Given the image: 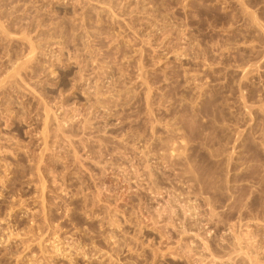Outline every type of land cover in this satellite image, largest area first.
I'll return each instance as SVG.
<instances>
[{"label": "rangeland", "instance_id": "obj_1", "mask_svg": "<svg viewBox=\"0 0 264 264\" xmlns=\"http://www.w3.org/2000/svg\"><path fill=\"white\" fill-rule=\"evenodd\" d=\"M263 32L264 0H0V264H203L206 235L264 264Z\"/></svg>", "mask_w": 264, "mask_h": 264}, {"label": "bare ground", "instance_id": "obj_2", "mask_svg": "<svg viewBox=\"0 0 264 264\" xmlns=\"http://www.w3.org/2000/svg\"><path fill=\"white\" fill-rule=\"evenodd\" d=\"M244 4H245V3H244ZM247 6H248V5H247ZM249 13H250V12H249ZM249 13H248V15H249ZM251 13H253V11H252ZM246 15H247V14H246ZM246 15H244V16H246ZM250 15H252V14H250ZM253 15H254V14H253ZM255 15H257V14L255 13ZM250 17H251V16H250ZM257 17H258V16H257ZM257 17H256V18H257ZM248 18H249V17H248ZM251 18H252V17H251ZM251 18L249 19L250 21L252 20ZM254 18H255V17L253 16V19H254ZM253 21H254V20H253ZM255 21L257 22L256 19H255ZM259 21H260V20H259ZM256 22H255V23H256ZM246 23H247V22H246ZM250 23H251V22H250ZM257 23H259V22H257ZM257 23H256V24H257ZM257 25H259V24H257ZM260 26H261V25H260ZM263 33H264V32H263ZM263 39H264V37H263ZM31 52H32V51L30 50L29 53H31ZM28 61H29V60H28ZM28 61H27V62H28ZM25 62H26V61H25ZM27 62H26V63H27ZM248 62H249V61H248ZM14 71H15V70H14ZM18 71H19V70H18ZM16 72H17V70H16ZM64 74H65V73H64ZM97 91L99 92V90H97ZM162 94H163V93H162ZM185 95H186V94H185ZM161 96H163V95H161ZM161 96H160V97H161ZM186 98H187V97H186ZM190 98H191V97H190ZM192 98H193V97H192ZM193 99H194V98H193ZM191 101H193V100H191ZM194 102H195V101H194ZM196 107H197V105H196ZM196 107H195V108H196ZM192 110H193V109H192ZM193 111H195V109H194ZM196 111H197V110H196ZM46 113H47V112H46ZM46 115L48 116V113H47ZM47 116H46V118H47ZM159 118H160V117H159ZM159 118H158V119H159ZM161 118H162V117H161ZM158 119H157V120H158ZM163 119H164V118H163ZM163 119H159V120L161 121V120H163ZM177 119H178V118H177ZM159 120H158V123H160ZM170 120H171V117H170ZM45 121L48 122L47 119H46ZM173 121H174V120H173ZM173 121L170 122V123L173 124ZM46 122H45V123H46ZM161 122H162V121H161ZM168 122H169V121H168ZM168 122H167V123H168ZM167 123H166V124H167ZM161 124H162V123H161ZM47 125H48V124H47ZM164 125H165V124H164ZM168 125H169V124H168ZM168 125H167V126H168ZM170 125H171V124H170ZM44 127H45V126H44ZM45 128H46V127H45ZM180 128H181V127H180ZM161 129H162V127H161ZM175 129H176V128H175ZM175 129H174V130H175ZM154 130H155V126H154ZM169 130H170V129H169ZM182 130H183V129H182ZM159 131H160V129H159ZM159 131H158V132H159ZM173 132H174V131H173ZM175 132H176V131H175ZM156 133H157V132H156ZM176 133H178V132H176ZM183 134H184V133H183ZM178 135H179V134H178ZM182 136H183V135H182ZM175 137H176V136H175ZM177 137H179V136H177ZM161 138H162V137L160 136V139H161ZM226 138H227V137H226ZM226 138H225V140H226ZM169 139H170V138H169ZM181 139H182V138H181ZM181 139H180V141H183V140H181ZM220 139H221V138H220ZM222 139H224V138L222 137ZM227 139H228V138H227ZM172 140H173V139H172ZM141 141H142V139H141ZM160 141H161V140H160ZM184 141H185V140H184ZM228 141H229V140H228ZM169 142H170V141H169ZM171 142H173V141H171ZM185 142H186V141H185ZM220 142H221V141H220ZM220 142H219V143H220ZM223 142H225V141L223 140ZM177 143H179V142H177ZM147 144H148V143H147ZM175 144H176V142H175V140H174V146H175ZM220 144H221V143H220ZM223 144H224V143H223ZM145 145H146V144H145ZM145 145H144V146H145ZM164 145H165V143H164ZM169 145H170V144H169ZM179 145H180V144H179ZM182 145L186 146L187 143H186V144H182ZM224 146H225V149H226L227 144L224 145ZM140 147L142 148V144L140 145ZM147 147H148V146L146 145L145 148H147ZM145 148H142L141 150L144 151ZM183 148H184V149L181 148L182 150H180L179 152H184V153H186L185 151H183V150H185V147H183ZM232 148L235 150L234 146H233ZM149 149H150V148H149ZM179 149H180V147H179ZM179 149H176V150H179ZM222 149H224V148L222 147ZM160 150H161V149H160ZM172 150H174V149H171V150H169V151H171L170 153H171V155L173 156V153H176V150H175V151H172ZM143 151H142V152H143ZM147 151H148V150H147ZM156 151L159 152V149L156 150ZM166 151H167V150H166ZM224 151H226V150H224ZM172 152H173V153H172ZM179 152L177 151L176 154H178ZM222 152H223V151H222ZM230 152L233 153L234 151L232 152V150H230ZM143 153H145L146 156H147L146 151L143 152ZM148 153H150V152L148 151ZM184 153H181V154L184 155ZM179 154H180V153H179ZM220 154H221V153H220ZM148 155H149V154H148ZM182 155H181V156H182ZM165 156H166V155H165ZM172 156H171V159H172ZM174 156H175V155H174ZM178 156H179V155H178ZM178 156H177V158H178ZM231 156H232V155H230L229 158H230ZM175 157H176V156H175ZM179 157H180V156H179ZM186 157H187V156H186ZM163 158H164V157H163ZM173 158H174V157H173ZM181 159H182V157H181ZM186 159H187V158H186ZM169 160H170V157H169ZM147 161H148V159H147ZM177 161H178V160H177ZM183 161H184V160H183ZM166 164H167V163H166ZM168 164H169V163H168ZM147 165H148V164H147ZM147 165H146L145 167H148V166L150 165L149 168H148V170H149V169L151 168V164H149L148 166H147ZM171 165H172V164H171ZM171 165L169 164V166H171ZM175 165H176V163H175ZM172 166H173V165H172ZM172 166H171V168H172ZM178 166H179V165H177V168H178ZM152 167H153V166H152ZM174 167H176V166H174ZM180 167H181V166H180ZM181 168H182V167H181ZM152 169H153V168H151V170H150V172H149L150 174H152V173H151ZM191 169H192V168H191ZM193 169H194V168H193ZM136 170H137V169H136ZM174 170H175V169H174ZM180 171H181V170H180ZM190 171H191V170H190ZM190 171H189V172H190ZM153 172H154V171H153ZM185 172H186V171H185ZM137 173H138V172H137ZM183 173H184V172H183ZM150 174H149L148 177H149V178H152V177H150V176H151ZM175 175H176V174H175ZM178 175H179V174H177V176H178ZM186 175H187V174H185L184 176H186ZM194 175H195V174H194ZM152 176H153V174H152ZM155 176H156V175H155ZM160 176H161V175H160ZM180 176H181V175H180ZM157 177H158V176H157ZM178 177H179V176H178ZM190 177H191V176H190ZM192 177H194V176H192ZM153 178H154V177H153ZM155 178H156V177H155ZM161 178H162V177H161ZM164 178H165V177H164ZM186 179H188V178H186ZM186 179H184V180H186ZM189 179H190V178H189ZM197 179H198V178H197ZM202 179H203V178H202ZM231 179H232V177H231ZM231 179H230V180H231ZM146 180H148V179H146ZM149 180H150V179H149ZM152 180H154V179H152ZM156 180H158V179L156 178ZM165 180H169V179H165ZM176 180L178 181L177 178H176ZM203 180H204V179H203ZM225 180H226V179H224V183H225ZM227 180H228V179H227ZM163 181H164V179H163ZM180 181H181V180H180ZM188 181H189V180H188ZM154 182H155V180H154ZM154 182H150L151 184H149V183H148V184L151 185L152 187H157V188H158V186L161 185V183H162V179H161L160 182L158 183V186H155L156 183H155V185H154ZM156 182H157V181H156ZM192 182H193V181H192ZM204 182H205V181H204ZM204 182H203V184L200 183V184H202V187H204V185H205ZM230 182H231V181H230ZM152 183H153V184H152ZM165 183H166V181H165ZM226 183H229V181H228V182L226 181ZM181 184H182V182H181ZM191 184L194 185V183H191V182H190V185H191ZM149 185H148V186H149ZM185 185L187 186V183H185ZM185 185L183 184V186H185ZM226 185H228V187H229V184H225V186H226ZM178 186H179V185H178ZM194 186H196V185H194ZM206 186H207V184L205 185V187H206ZM149 187H150V186H149ZM171 187H172V186H171ZM190 187H191V186H190ZM202 187H200V188H202ZM209 187H210V186H209ZM213 187H214V186H213ZM150 188H151V187H150ZM159 188H160V187H159ZM159 188H158V190H160ZM164 188H165V187H164ZM176 188H177V187H175V189H176ZM181 188L184 189L183 187H181ZM187 188H188V187H186V189H187ZM200 188H198V189H200ZM229 188H230V187H229ZM146 189H147V188H146ZM148 189H149V188H148ZM161 189H162V188H161ZM165 189H166V188H165ZM175 189H174V190H175ZM188 189H189V188H188ZM202 189H203V188H202ZM207 189H208V188H207ZM207 189L205 188L204 191H206ZM227 189H228V188H227ZM152 190H153V188H152ZM155 190H157V189H155ZM158 190H157V191H158ZM169 190H170V189H169ZM171 190H172V189H171ZM180 190H181V189H180ZM184 190H185V189H184ZM194 190H196V189H194ZM209 190H210V188L207 190V192H208ZM165 191H167V190H165ZM178 191H179V190H178ZM192 191H193V189H192ZM192 191H191V188H190V192H192ZM153 192H154V191H153ZM167 192H168V191H167ZM170 192H171V191H170ZM179 192H180V191H179ZM186 192H187V191H186ZM186 192H183V190H182V192H181V194H180V195H182V196L184 195V196H183L184 198H183V199L181 198L182 200L178 197L179 195H178V196H174L173 200H175L176 203H177V201H179V200H180L179 202H182V201L184 202V203H182V206H181V208L183 207L182 209H183V211H184V215H185V213H186V215H188V214H187L188 212H190V213L193 215V214L196 213V209L198 210V207H196V206H195V207H194V206L191 207V206H190V205H191V203L189 202V201H190V198H188V196L186 195ZM190 192H189V193H190ZM193 192L196 193L195 191H193ZM198 192H199V191H198ZM198 192H197V194H198ZM201 192H202V191H201ZM201 192H199V195H200ZM207 192L205 193L206 195H207ZM157 193L160 194V193H162V192H157ZM171 193H172V192H171ZM203 193H204V192H203ZM209 193H210V192H209ZM245 193H247V192H245ZM165 194H167V193H165ZM165 194H164V195H165ZM172 194H173V193H172ZM178 194H179V193H178ZM191 194H192V193H191ZM247 194H249V193H247ZM160 195H161V194H160ZM169 195H170V194H169ZM203 195H204V194H202V196H203ZM206 195H205V196H206ZM209 195H210V194H209ZM244 195H245V194H244ZM162 196H163V195H162ZM245 196H246V195H245ZM171 197H172V195H171ZM190 197H191V196H190ZM192 197H193V196H192ZM208 197H211V196H208ZM208 197H207V198H208ZM178 198H179V199H178ZM196 198H197V197H196ZM207 198L204 197L203 199L206 200ZM194 199H195V198H194ZM200 199H201V198H200ZM200 199H199V200H200ZM203 199L200 200V201H203ZM211 199H212V198H210V200H211ZM168 200H170V199H167V201H165L166 204H165V202H164L165 205H164V209H163V210H168V211H169V209H172V208H173L174 201L172 202V201L170 200L171 203H173V205H171V203H168V202H169ZM176 200H177V201H176ZM208 200H209V199H207V202H208ZM210 200H209V201H210ZM195 201H196V200H195ZM212 201L215 203L214 199H213ZM191 202H192V200H191ZM197 202H198V201H197ZM203 202H204V201H203ZM207 202L205 201V203H207ZM188 203H189V204H188ZM200 203H201V202H200ZM200 203L198 202V204H200ZM205 203H203V206H202V207H204V204H205ZM139 204H140V203H139ZM180 204H181V203H180ZM192 204H193V203H192ZM194 204H195V203H194ZM198 204H196V205H198ZM211 204H212V202H211ZM175 205H176V204H175ZM209 205H210V204H208V207L210 208L211 205H210V206H209ZM216 205H217V204H216ZM198 206H199V205H198ZM200 206H201V205H200ZM200 206H199V207H200ZM206 206H207V205H206ZM227 206H228V205H227ZM161 207H162V206H161ZM161 207H160V208L158 207L159 210L161 209ZM178 207H179V206H178ZM211 207H215V204H214V206H211ZM219 207H221V206H219ZM158 208H156V209H158ZM174 208H175V207H174ZM209 208H208V209H209ZM156 209H155V210H156ZM217 209H218V208H217V206H216V210H217ZM159 210H158V212H159ZM163 210H162V211H163ZM173 210H177V209H176V208H175V209H172V210H170L169 213L174 212ZM205 210H207V207L205 208ZM210 210H211V212H212L213 208H212V209H209V211H210ZM153 211H154V209H153ZM160 211H161V210H160ZM168 211H166V212H168ZM181 211H182V210H181ZM183 211H182V212H183ZM158 212H157V213H158ZM176 212H177V211H176ZM176 212H174V213L177 214ZM178 212H179V211H178ZM201 212H202V211H201ZM211 212H210V213H211ZM214 212H215V210H214ZM216 212H217V211H216ZM263 212H264V211H263ZM150 213H151V212H150ZM169 213H168V214H169ZM174 213H173V214H174ZM204 213H205V212H204ZM206 213H207V212H206ZM217 213H218V212H217ZM243 213H245V212H243ZM243 213H241V215H243ZM155 214H156V213H155ZM162 214H163V212H162V213L160 212V214H158V216L160 215V216H159V217H160L159 219H161ZM164 214H165V213H164ZM178 214H179V213H178ZM181 214H182V213H181ZM181 214H180V215H181ZM197 214H198V213H197ZM197 214H195V215L197 216ZM199 214H200V212H199ZM213 214H214V213H213ZM213 214H211V215H213ZM234 214H235V213H234ZM211 215H210V216H211ZM220 215H221V214H220ZM220 215H219L218 218H220ZM229 215H230V214H229ZM149 216H150V214H149ZM151 216H152V214H151ZM156 216H157V215H156ZM190 216H191V215H189L188 218H189ZM193 216H194V215H193ZM193 216H192V218H193ZM196 216H195V217H196ZM201 216H202V215H201ZM201 216H200V217H201ZM205 216H206V214H205ZM215 216H216V214H215ZM222 216H223V215H221V218H222ZM226 216H228V215H226ZM239 216H240V215H239ZM169 217H173V215H170V214H169ZM182 217H183V215H182ZM185 217H186V216H185ZM203 217H204V216H203ZM203 217H202V218H203ZM208 217H209V215H208ZM212 217H213V216H211V218H212ZM232 217H233V216H232ZM244 217H245V216H244ZM153 218H154V216H153ZM175 218H177V217H175ZM198 218H199V217H198ZM211 218H210V219L207 218V219L211 221ZM213 218H214V217H213ZM213 218H212V219H213ZM218 218L216 217V219H218ZM221 218H220V220H221ZM237 218H238V217H237ZM241 218H243V216H242ZM155 219H156V218H155ZM189 219H191V218H189ZM214 219H215V218H214ZM216 219H215V220H216ZM223 219H224V221L226 222L225 218H223ZM229 219H230V218H229ZM170 220H171V218H170ZM183 220H184V219H183ZM192 220H193V219H192ZM201 220H202V219H201ZM203 220H204V219H203ZM215 220H214V221H215ZM238 220H239V218H238ZM218 221H219V220H218ZM218 221H217V222H218ZM221 221H222V220H221ZM239 221H241V220H239ZM164 222H165V221H164ZM166 222H167V221H166ZM166 222H165V223H166ZM185 222H186V221H185ZM185 222H184V223H185ZM189 222H190V221H189ZM192 222H193V221H192ZM204 222H205V221H204ZM222 222H223V221H222ZM172 223H173V222H172ZM172 223H170V224H172ZM190 223H191V222H190ZM194 223H195V222H194ZM201 223H202V222H201ZM218 223H219V222H218ZM229 223H230V222H229ZM154 224H156V223L154 222ZM207 224H208V223H207ZM160 225H161V224H160ZM185 225H186V224H185ZM185 225H183V227H184ZM187 225H188V224H187ZM187 225H186V227H184L185 231L187 230V227H188ZM193 225H194L193 223L190 224V226H189V227H191L190 229L193 228ZM208 225H209V224H208ZM223 225H224V224H223ZM232 225H234V224H232ZM199 226H200V225H199ZM238 226H239V225H238ZM175 227H176V225H175ZM177 227H178V226H177ZM177 227H176V228H177ZM179 227H180V226H179ZM189 227H188V229H189ZM195 227L198 228V225L195 226ZM228 227H229V226H228ZM232 227H235V226H232ZM240 227H241V226H240ZM171 229H172V228H171ZM184 229H183V230H184ZM193 229L195 230V228H193ZM193 229H192V230H193ZM204 229H205V228H204ZM209 229H210V228H209ZM213 229H214V228H213ZM229 229H230V228H229ZM236 229H237V226H236ZM181 230H182V229H181ZM192 230H190V232H192ZM200 230H201V229H200ZM207 230H208V229H207ZM230 230H231V232H232V229H230ZM233 230H234V228H233ZM160 231H161V230H160ZM169 231H170V230H169ZM185 231H184V234L187 233L189 230H188L187 232H185ZM204 231H205V230H204ZM210 231H211V230H210ZM225 231H226V230H225ZM237 231H238V230H237ZM237 231H236V232H237ZM165 232H166V231H165ZM199 232H200V231H198L197 235L199 234ZM236 232H235V233H236ZM182 233H183V232H182ZM210 233H211V232H210ZM238 233H239V231H238ZM243 233H244V232H243ZM157 234H158V233H157ZM164 234H165V233H164ZM184 234H182V235H184ZM194 234H195V233H194ZM205 234H207V233L205 232ZM205 234H203V236H204ZM222 234H223V233H222ZM236 234H237V233H236ZM241 234H242V233H241ZM180 235H181V233H180ZM195 235H196V234H195ZM200 235H201V234H200ZM232 235H234V233H233ZM242 235H243V234H242ZM246 235H247V233H246ZM250 235H251V234H250ZM163 236H164V235H163ZM203 236H202V237H203ZM222 236H223V235H222ZM234 236H235V235H234ZM243 236H245V234H244ZM243 236L240 237V234H239V235H237V238L234 239V237H233V239H234V241H236V240H237V241H240V239L243 238ZM198 237H200V236L198 235ZM209 237H211V236H209V235L207 236V235H206V238H205V236H204L203 238H200L201 241H202V245H200V246H203V248H201L202 250L204 249L205 251H208L209 254L214 255V252H213V250H214V245H213V242H212V240H214V239H212V238L210 239ZM247 237H248V236H247ZM249 237H250V236H249ZM249 237H248V238H249ZM163 238H164V237H163ZM217 238H218V237H217ZM244 238H246V237H244ZM244 238H243V239H244ZM172 239H173V238H172ZM194 239H196V237H195ZM254 239H255V238H254ZM161 240H162V239H161ZM163 240H164V239H163ZM176 240H177V239H176ZM189 240H190V239H189ZM224 240H225V239H224ZM224 240H223V241H224ZM229 240H231V239H229ZM246 240H247V238H246ZM191 241H192V240H191ZM191 241H190V242H191ZM201 241H199V242H201ZM241 241H242V239H241ZM241 241H240V242H241ZM247 241H248V240H247ZM253 241H255V240H253ZM186 242H187V241H186ZM188 242H189V241H188ZM192 242H193V241H192ZM192 242H191V243H192ZM199 242H198V243H199ZM243 242H244V241H243ZM232 243H233V241L231 240L230 245H232V247H233V246H237L236 248H239L238 246L241 244V243H238V242H236V243H238L237 245H236V244H232ZM234 243H235V242H234ZM244 243H245V242H244ZM244 243H243V244H244ZM187 244H188V245H187ZM187 244L185 245V251H184V250H183V251L186 252V253H192V255H196V257L200 256V257H198L197 259L200 258V262L204 264V263H205V258H206V257L204 258L205 255H203V254H205V251L203 250L204 253H202V254H201V253H198V251L195 250V249H196V247H198L199 245L197 246V244H195V245H191V244H189V243H187ZM192 244H194V243H192ZM199 244H200V243H199ZM219 244H220V243H219ZM225 245H226V246H225ZM225 245H224V246L221 245V248L223 247L222 250H224L225 248H227L228 251H226V249H225V251L228 253L229 250H231L232 247H231L230 245H228V241L226 242ZM181 246H182V245H181ZM219 246H220V245H219ZM241 246H242V245H241ZM247 246H248V245H247ZM247 246H245V247H247ZM174 247H175V246H174ZM182 247H183V246H182ZM182 247L180 248V245H179V248H180L181 250H182ZM242 247H244V246H242ZM169 248H170V246H169ZM199 248H200V247H199ZM199 248H198V249H199ZM215 248H216V247H215ZM236 248H234L235 251H236ZM249 248H250V247H249ZM252 248H253V247H252ZM180 249H179V250H180ZM183 249H184V248H183ZM201 249H200V250H201ZM217 249H218V247H217ZM217 249H215V250H217ZM242 249H243V248H241V250H242ZM258 249H259V248H258ZM165 250H166V249H165ZM172 250H173V249H172ZM179 250H178V251H179ZM181 250H180V251H181ZM222 250H221V251H222ZM232 250H233V249H232ZM232 250H231V251H232ZM234 250H233V251H234ZM238 250H239V249H238ZM238 250H237V251H238ZM245 250H246V249H245ZM218 251L221 252L220 250H218ZM231 251H230V252H231ZM233 251H232V252H233ZM172 252H173V251H172ZM176 252H177V251H176ZM201 252H202V251H201ZM215 252H216V254L218 255L219 252H218V253H217V251H215ZM239 252H240V251H239ZM223 253H224V252H223ZM240 253H242V252H240ZM248 253H249V252H248ZM248 253H247V254H248ZM232 254H233V253H232ZM243 254H244V253H243ZM253 254H254V252H253ZM179 255H180V254H179ZM185 255H188V254H184V256H185ZM197 255H198V256H197ZM174 256H175V255H174ZM241 256H242V255H241ZM245 256H247V255H245ZM248 256H249V255H248ZM251 256H252V255H251ZM251 256H249V257L252 258ZM188 257H189V256H188ZM188 257H187V258H188ZM190 257H192V256H190ZM193 257H195V256H193ZM221 257H222V255H221ZM227 257H228V256H227ZM231 257H232V255H231ZM237 257H238V256H237ZM174 258H175V257H174ZM180 258H181V257H180ZM224 258H225V257H224ZM232 258H233V257H232ZM246 258H248V257H246ZM194 259H196V258H194ZM248 259H249V258H248ZM248 259H247V260H248ZM224 260H225V259H224ZM229 260H230V259H229ZM245 260H246V259H245ZM249 260H250V259H249ZM195 261H196V260H195ZM197 261H198V260H197ZM230 261H231V260H230ZM232 261H233V260H232ZM252 261H253V259L251 260V264H253ZM188 262H189V260H188ZM200 262H199V263H200ZM212 264H218V263L216 262V260H212ZM229 264H230V263H229ZM254 264H255V263H254Z\"/></svg>", "mask_w": 264, "mask_h": 264}]
</instances>
